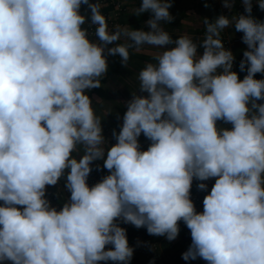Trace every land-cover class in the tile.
Segmentation results:
<instances>
[{"label": "clouds", "instance_id": "9594fccd", "mask_svg": "<svg viewBox=\"0 0 264 264\" xmlns=\"http://www.w3.org/2000/svg\"><path fill=\"white\" fill-rule=\"evenodd\" d=\"M241 3L246 14L204 18L197 43L162 26L171 0H141L135 15L152 13L148 31H109L99 0H0V262L130 264L120 222L173 241L182 221L184 260L264 264V21L253 0ZM233 26L247 46L243 79L221 39ZM142 45L162 51L139 71L111 144L88 92L108 72L105 51L127 66ZM96 161L108 174L90 186ZM213 178L197 211L193 180L207 191ZM61 179L70 195L58 210L47 188Z\"/></svg>", "mask_w": 264, "mask_h": 264}, {"label": "crops", "instance_id": "0c3cea01", "mask_svg": "<svg viewBox=\"0 0 264 264\" xmlns=\"http://www.w3.org/2000/svg\"><path fill=\"white\" fill-rule=\"evenodd\" d=\"M95 2L96 0H90V3ZM171 2L172 7L169 9V12L174 19L171 22L161 21V24L172 35L173 40L179 36L187 35L199 43L205 35L204 18H208L209 21H214L220 15L231 17L233 15L246 14L241 0H235L231 10L224 7L223 0H171ZM256 3V0H253V5ZM124 4L125 8L120 18L122 26L129 25L136 30H150L146 21L152 17V13L147 11L141 13L139 16L135 15V10L141 6V0H124ZM86 8L87 5H82L80 11L82 14L90 17V11L86 10ZM251 15L260 21H264V14L251 13ZM238 33L235 31L234 26L229 27L221 33V39L222 41L225 38L233 39ZM120 42L125 43L127 41L122 39ZM112 46L114 45H109L108 47ZM245 50H247V46L243 42L235 43L232 46V52L235 57L233 71L238 73L240 79H243L247 74L246 70L241 71L239 67ZM129 51L130 60L127 66L122 64L121 58L118 55H107V51H105L109 65L108 72L100 78L101 87L91 89L88 92V95L93 101L92 106L96 115L102 119L103 134L109 142L112 138L115 141L112 135L113 130L117 133L120 131V126L123 122L122 118L126 111L125 101L129 100L132 93L138 90L139 81L137 76L139 71L144 68L146 63H154V57L162 49L151 45H142L139 50L132 48ZM203 51L204 49L202 47H198L199 54L202 55ZM256 78L264 79V74L257 73ZM259 102L264 103V101ZM142 140L143 137L140 136V144ZM97 163L98 161L93 163V171L89 178L101 176L100 174H108L106 169L101 171L96 170ZM198 183V180H193L191 192L197 191ZM63 185L64 180L61 179L57 186H49L47 188V198L56 195V208L58 210L70 195L64 189ZM89 185L91 186L93 184L89 183ZM210 190L211 188L208 189L209 192ZM120 226L126 229L129 246L134 249L132 258L141 260L143 264H163V262H168L169 264H207L206 261L200 258L188 261L182 258V254L188 249L183 233V230L187 227L182 221L180 222L179 235L173 241H168L163 236L149 235L146 228L138 229L131 224H120ZM144 241L156 243L159 246V251L155 253L144 252L141 247ZM0 264H11V262H0Z\"/></svg>", "mask_w": 264, "mask_h": 264}, {"label": "built area", "instance_id": "2783aa9c", "mask_svg": "<svg viewBox=\"0 0 264 264\" xmlns=\"http://www.w3.org/2000/svg\"><path fill=\"white\" fill-rule=\"evenodd\" d=\"M99 3H100V8H102L101 14L105 17V19L107 21L109 31H113L115 29L116 25L122 26V24L120 22V18L122 16V13H123L124 8H125L124 0H99ZM86 10H89V9L86 8ZM252 13L264 14V10H261L258 7V4L256 3L253 5ZM89 23H90V17H89ZM86 27H88V24H86ZM94 33H95V26H93L89 29L90 38L93 40L96 39ZM242 35H243V33L239 32L236 35V37L233 39L225 38L223 40L225 48L230 49L232 51V46L235 43L242 42V39H241ZM141 136L143 137V140L141 141V148H142V150H146L148 145L150 144V141L147 140L143 136V134ZM109 143H111V144L115 143L113 138L111 139V141ZM97 165H99V168L97 167ZM95 168L98 171L103 170V161H98ZM100 175L101 176H98V177L94 176V177L89 178L88 182L91 184H95V183L99 182L105 176V174H100ZM214 182H215L214 178L210 179L208 181H204V183H206L208 185V189L212 187ZM199 183H200V181H199ZM208 189H207V191H201L197 188V191L191 192V199L193 200L197 211L203 210V203L202 202H203L204 196L207 195L209 192ZM48 199L50 200L51 204L54 207H56V199H57L56 195L49 196ZM120 224H124V223L120 222ZM183 233H184V238H185V242H186V247L188 248L189 245L191 244L190 230L188 228H185L183 230ZM106 247L111 248L112 246L108 245ZM141 247H142V250L146 253H155V252L159 251V246L156 243L150 242V241H144L141 244ZM100 264H115V262H112V261L100 262ZM130 264H143V262L141 260H137L136 258H132L130 261ZM163 264H169V263L163 262Z\"/></svg>", "mask_w": 264, "mask_h": 264}]
</instances>
